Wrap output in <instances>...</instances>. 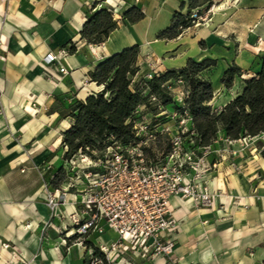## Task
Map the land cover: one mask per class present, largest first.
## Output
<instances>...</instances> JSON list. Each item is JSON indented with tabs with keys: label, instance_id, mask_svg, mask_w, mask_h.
I'll list each match as a JSON object with an SVG mask.
<instances>
[{
	"label": "crops",
	"instance_id": "1",
	"mask_svg": "<svg viewBox=\"0 0 264 264\" xmlns=\"http://www.w3.org/2000/svg\"><path fill=\"white\" fill-rule=\"evenodd\" d=\"M102 1L0 0V264H19L20 257L32 260L30 264H73L71 253L63 259L56 247L60 245L56 235L41 249L40 222L50 219L45 181L52 175L51 171L44 175L41 168L48 162L54 166L62 164L66 150L62 146L63 132L73 124L70 108L77 100H85L103 89L91 80V72L103 59L136 44L140 46L138 63L142 72L149 68L150 60L158 61L155 68L163 71L181 68L189 58L211 57L217 60L213 71L219 73L216 80L211 75L209 78L220 86L224 85L221 79L225 71L233 63L242 68L244 79L261 68L264 0H237L230 8L223 6L227 1L218 0L208 22L173 39H161L158 34L172 23L176 12L188 13L190 0H109L118 5L114 15L118 27L102 43H90L82 38L81 31L93 13L107 6ZM134 6L144 17L137 21L124 18L125 12ZM72 44L77 50L63 59L69 72L63 74L52 67V74L48 73L47 53L70 48ZM211 45H215V51ZM223 48L238 52L227 58ZM230 179L237 193H246V185L241 188L235 174ZM219 187L224 189L225 184L219 183ZM76 202V195L70 194L61 208L74 212ZM170 205L179 222L175 234L178 242L187 238V221L194 212L211 213L212 217H216L215 213L224 214V209H194L191 199L178 195L170 198ZM207 222L217 228L213 219ZM218 224V235L224 236L225 242L230 241L228 244L238 245L236 252L215 258L205 248L185 253L188 248L178 243L175 248L178 263L238 264L246 260L247 255L237 253L244 245L259 242L257 223L247 226L218 220ZM163 235L173 237L170 232ZM117 236L106 227L101 238L112 241ZM147 261L145 264H167L168 259L160 255Z\"/></svg>",
	"mask_w": 264,
	"mask_h": 264
},
{
	"label": "rangeland",
	"instance_id": "2",
	"mask_svg": "<svg viewBox=\"0 0 264 264\" xmlns=\"http://www.w3.org/2000/svg\"><path fill=\"white\" fill-rule=\"evenodd\" d=\"M217 1L218 0H214L209 10L207 9L208 11H204L209 13L206 14L205 21L198 27H201L212 18L214 14V5ZM223 1L228 2L226 5H223L224 8H230L237 2V0ZM229 44L232 43L229 42ZM214 47L215 45H211V49ZM220 48H222V46H220ZM222 51L227 58L236 55L234 54L235 51H226L224 48ZM237 52L238 50H236L235 53ZM214 54L218 55V51ZM150 61L152 62H149V68L147 67L146 70L142 72L140 67L139 72L133 79V82L139 83L140 87L144 88L146 92L148 91L146 88V81L151 78L150 74L153 76L155 73L166 71L155 68L158 61ZM213 70L214 66L213 68L205 70L202 75L205 78H209L211 75L216 80L219 72H214ZM213 85L216 98L211 101V104H213L215 108H221L231 95L242 90L244 86V77L241 75L237 78L234 82V86H232V88L230 87L231 89H226L225 85L220 86L219 83H213ZM169 88L172 96L171 102L167 101L168 103H166L164 99L152 95L136 110L135 122L140 123L147 120L150 122L149 128L151 132L156 133L157 130H160V134L157 135L156 138L146 137L145 135L140 136L146 143L145 159L154 162L161 160L162 157L171 150L173 136L179 132L184 138L185 151L193 152L194 154L193 164L195 165V169L191 167L190 169H193L192 172H196L197 167L201 170V178L203 179L204 186L207 188L205 192L208 199L202 200V196H199V200L195 198L191 199L194 209H197V207L215 208L219 211L224 209V214L215 213L213 215L216 217H212L211 213H203L200 215V213L194 212V216L187 221V238L185 240H179V242L175 237V234L179 231V222L177 219L178 225L176 230L170 232L173 237L163 235L161 239L162 244L165 246L169 241L174 243L171 254L163 252L154 253L155 245L149 251L150 254H148L147 257H142L139 246L133 248L132 245L117 247L112 254V244L115 242V239L112 241L104 240L101 238L103 233L97 236L92 232L79 233L76 231V235L68 237V230L73 228L71 218V213L73 212L65 211L61 208V205L67 201L70 194L78 193L76 187H69L68 184L69 181H73L76 177L75 171L72 170H77L81 173L83 167L86 166V162L82 161L81 157H79L80 155H78L75 157L74 163H67L66 159L63 158L61 165L54 166L51 162H48L41 168V172L44 175L51 171V178L57 173L60 174L59 178H61L59 187L54 186L51 179L47 178L45 181V202L50 210V219L47 222H40L39 227L41 228V232L39 237L41 240V249H45L47 246L46 243L50 240V237L56 235L59 240L58 243L60 244L56 247L60 249L63 259L68 257L69 253H71L70 260L72 258L73 264H145L147 260L154 259L160 255L168 259L167 264H179L175 256V248L178 243H180V246L188 248L185 253L200 252L202 248H205V252L212 253L216 258V256L228 254L229 252L233 253V250L235 251L239 248L238 245L228 244L230 241L225 242L224 236L218 235L219 220L220 222L227 223L241 222L247 224V226H250L251 223H257L259 227V242L255 245H244L242 249H239L240 251H238L237 254L244 253V255H247V259L239 261L238 264H264V133L256 136H244L245 138L241 137L233 140L227 138L223 132H219L217 139L211 144L207 146H198L196 132L191 125V116L186 109V100L190 94V88L181 79L170 81ZM182 131L185 133H182ZM103 157L104 155L101 156V158ZM59 168H62L61 172H59ZM234 174L238 178V182H241L239 183L241 188H243L242 185H246V193L239 194L236 192L237 188L230 179ZM219 183L225 184L224 189L219 187ZM51 186L53 188L52 190L50 189ZM78 187L82 189L85 185L84 183H80ZM58 188L61 189L62 193L66 192V198L64 201H60L59 206L53 210L49 205V191L53 192ZM198 190H200V188ZM244 198H247V202ZM226 207H229V209H226ZM210 219H213V223L217 225V228L209 225L207 221H210ZM184 220L185 219H183V221ZM219 237H221V239ZM70 238L72 240H69ZM103 245L107 247L109 256L111 255L110 259H108L107 254L99 248V246ZM95 247H98L99 250L105 254V257H102L100 252L95 250ZM257 251L262 254L258 255ZM140 259L145 260L140 261ZM30 263H32V260H26L23 257L19 258V264Z\"/></svg>",
	"mask_w": 264,
	"mask_h": 264
},
{
	"label": "trees",
	"instance_id": "3",
	"mask_svg": "<svg viewBox=\"0 0 264 264\" xmlns=\"http://www.w3.org/2000/svg\"><path fill=\"white\" fill-rule=\"evenodd\" d=\"M100 3L96 2L94 7ZM213 3L214 0H190L188 13L176 12L172 23L159 32L158 38L178 37L185 28L192 25L190 13L194 8L205 11ZM125 17L137 21L144 17V13L134 6L125 12ZM118 22L110 7L102 6L84 23L82 38L100 44L118 27ZM76 50V45L72 44L70 52ZM139 55V45L127 47L103 59L91 72V80L103 86V89L92 93L85 100H77L71 106L69 115L73 118V124L63 132L62 140V146L66 149L65 159L79 154L97 159L114 142H132L135 139V113L138 107L152 95L164 99L166 103L171 102L169 82L178 79L190 88L186 109L191 116L198 146L211 144L219 132L233 140L264 133V53L261 55L260 70L254 76L244 79L242 90L221 108L211 104L215 97L214 85L211 79L202 75L205 70L216 65V59L189 58L181 68L155 73L146 81V92L139 83L133 82L140 70ZM242 73V68L233 63L221 81L230 88ZM61 171L62 168H59ZM59 175L57 173L51 178L56 187L60 186ZM95 250L105 257L98 247Z\"/></svg>",
	"mask_w": 264,
	"mask_h": 264
},
{
	"label": "built area",
	"instance_id": "4",
	"mask_svg": "<svg viewBox=\"0 0 264 264\" xmlns=\"http://www.w3.org/2000/svg\"><path fill=\"white\" fill-rule=\"evenodd\" d=\"M102 2L116 14L117 4L109 0ZM208 13L194 8L190 13L192 25L184 31L201 25ZM69 52V47L48 52L45 56V64L49 69L47 72L52 74L50 69L54 67L67 74L69 70L63 59ZM149 123L147 120L135 122V139L127 144L114 142L106 148L103 158L94 159L79 154L86 166L81 173L72 170L76 177L68 183L69 187H76L78 192L75 194L78 207L71 213L73 228L68 230V237L77 232L102 234L109 227L118 235L112 244V254L122 245H132L133 248L139 246L142 257H147L154 245V253L171 254L174 243L169 241L165 246L161 242L163 234L174 232L178 225L170 198L178 195L199 200V196H202V200H206L207 188L201 178V170L197 167L196 172H192L195 169L194 154L185 151L184 138L179 132L173 136L171 150L161 160L154 162L145 159L146 143L140 136L156 138L160 134V130L151 132ZM74 159H66V162L74 163ZM80 183H84L85 187L80 189ZM65 196L66 192L62 193L60 188L49 191V205L53 210L60 201L65 200ZM73 230L74 234H70ZM99 248L107 254L108 259L111 258L105 245Z\"/></svg>",
	"mask_w": 264,
	"mask_h": 264
},
{
	"label": "bare ground",
	"instance_id": "5",
	"mask_svg": "<svg viewBox=\"0 0 264 264\" xmlns=\"http://www.w3.org/2000/svg\"><path fill=\"white\" fill-rule=\"evenodd\" d=\"M73 232H74V230H73V231H71V233H70V234H74Z\"/></svg>",
	"mask_w": 264,
	"mask_h": 264
}]
</instances>
